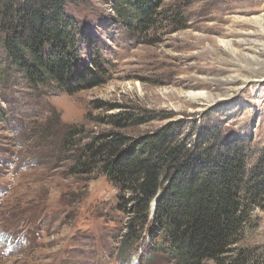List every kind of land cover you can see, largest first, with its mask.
Segmentation results:
<instances>
[{
  "label": "rangeland",
  "instance_id": "1",
  "mask_svg": "<svg viewBox=\"0 0 264 264\" xmlns=\"http://www.w3.org/2000/svg\"><path fill=\"white\" fill-rule=\"evenodd\" d=\"M63 1L77 26L72 92L12 68L0 27V264H177L152 244L155 198L136 221L101 164L77 167L80 149L179 125L180 140H211L196 154L237 143L254 168L264 159V0H152L140 27L119 0ZM243 219L227 262L264 264V193Z\"/></svg>",
  "mask_w": 264,
  "mask_h": 264
},
{
  "label": "trees",
  "instance_id": "2",
  "mask_svg": "<svg viewBox=\"0 0 264 264\" xmlns=\"http://www.w3.org/2000/svg\"><path fill=\"white\" fill-rule=\"evenodd\" d=\"M47 1L4 2L1 47L10 66L29 82L54 81L72 92L77 26L63 0H51L50 5ZM119 1L117 10L122 16L131 13L137 19L136 27L153 20L152 0ZM96 74L91 72L88 81L96 80ZM179 130V125L166 126L129 146L117 132L109 139L96 138L80 149L77 167L91 172L101 164L110 181L123 191L120 207L134 205L130 210L136 221L152 211V244L170 260L177 264H202L208 259L236 264L240 255L227 262L225 254L236 242L249 203L264 193V159L248 172L243 145H219L214 151L219 144L214 143L196 154V146L211 140L202 131L189 143L180 140L178 133L174 135ZM153 198L155 204L149 211Z\"/></svg>",
  "mask_w": 264,
  "mask_h": 264
},
{
  "label": "bare ground",
  "instance_id": "3",
  "mask_svg": "<svg viewBox=\"0 0 264 264\" xmlns=\"http://www.w3.org/2000/svg\"><path fill=\"white\" fill-rule=\"evenodd\" d=\"M190 96H191V99L195 100V99H198V98H204L205 97V93L204 92H200V93H197V94H191Z\"/></svg>",
  "mask_w": 264,
  "mask_h": 264
}]
</instances>
